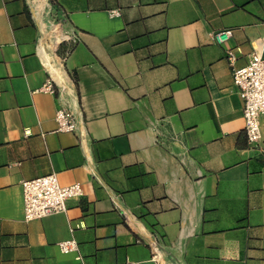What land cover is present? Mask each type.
I'll use <instances>...</instances> for the list:
<instances>
[{"label": "crops", "instance_id": "obj_1", "mask_svg": "<svg viewBox=\"0 0 264 264\" xmlns=\"http://www.w3.org/2000/svg\"><path fill=\"white\" fill-rule=\"evenodd\" d=\"M227 49L264 54V0H0V264H264ZM51 172L83 195L26 220L21 182Z\"/></svg>", "mask_w": 264, "mask_h": 264}, {"label": "built area", "instance_id": "obj_2", "mask_svg": "<svg viewBox=\"0 0 264 264\" xmlns=\"http://www.w3.org/2000/svg\"><path fill=\"white\" fill-rule=\"evenodd\" d=\"M230 36L229 30L213 32L214 39L221 43ZM226 59L231 69L233 85L237 88L242 101L244 131L250 145L264 150L262 143L260 116L264 115V54L253 50L244 65H237L234 50H226ZM44 89L55 92L51 81H47ZM57 130L75 132L80 129L78 113L61 106L55 112ZM23 194L24 218L31 220L52 213L67 210V201L83 195L80 183L62 185L55 172L25 179L21 182ZM63 250L76 249L74 239L60 242Z\"/></svg>", "mask_w": 264, "mask_h": 264}, {"label": "trees", "instance_id": "obj_3", "mask_svg": "<svg viewBox=\"0 0 264 264\" xmlns=\"http://www.w3.org/2000/svg\"><path fill=\"white\" fill-rule=\"evenodd\" d=\"M60 39H57L56 41H55V43H57V41H59Z\"/></svg>", "mask_w": 264, "mask_h": 264}]
</instances>
